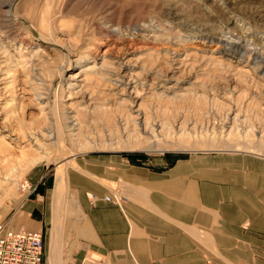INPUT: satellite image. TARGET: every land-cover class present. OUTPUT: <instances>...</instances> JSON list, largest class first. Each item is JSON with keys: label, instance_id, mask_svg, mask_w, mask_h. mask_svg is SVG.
Here are the masks:
<instances>
[{"label": "rangeland", "instance_id": "rangeland-1", "mask_svg": "<svg viewBox=\"0 0 264 264\" xmlns=\"http://www.w3.org/2000/svg\"><path fill=\"white\" fill-rule=\"evenodd\" d=\"M7 1L13 3L10 9L17 16L15 20L18 26H6L3 23L2 16L6 9L2 4ZM170 11H173L172 14L169 13ZM142 25L146 26L148 31H159L157 33L163 34L164 37L158 38L156 41L153 38H145L144 33L138 28ZM0 28L4 35L26 37L34 43L39 42L50 52L51 62L48 61V64H45L48 66L40 65L39 60L35 61V64H39L41 67H38L39 69L31 79H28L31 83L26 85L25 102L27 105L25 110L8 109L6 114L9 116V121L6 120L7 124H13L24 135L37 133L40 128L48 129L52 126L50 120L46 119V116L50 117V115L43 116L42 112L37 109V97L34 95L39 91L47 92L45 89L46 79L48 81L51 78L44 72L45 68L47 71L51 67L53 68L55 63L72 67L71 61L81 51L90 57L105 54L108 59H112L118 65L125 62L127 58H131L135 62L134 60L139 56L144 60L150 53H155L158 55L157 58L148 59L147 62L150 61L148 66L158 59L157 68L161 67L160 69H167L166 60L168 57L179 55L180 58H183L185 54H191L193 57L198 56L201 63L197 59H191L195 63V69H188L187 72L181 71L177 74L180 79L177 97L161 101L158 97L145 93L141 96L140 103L142 101L145 104L146 110L151 112L150 115L155 117L154 119L166 118L169 125L175 121L178 122L173 125L180 124L181 121L185 123L188 120L187 122L191 121L189 122L191 126L197 122L198 126L201 125L202 128H205L204 130L199 129L197 134L194 131H188L187 134L190 135L187 137L182 136L183 134L180 132L176 134L177 136L175 134L173 136L172 133L164 137L160 135L157 145L162 148L161 151L151 150L152 144L144 141L133 139L131 141L128 139L130 133L128 131L125 133V126L120 127L119 124L120 119H124L127 115V106L124 109L122 102L110 99L109 92L100 86L101 79L91 75L90 81H88V86L91 87L89 90H95L93 92L96 98L101 100H97L96 103L84 102L85 107H80L83 113L75 114L77 119L74 123L79 124L73 130L74 134L76 130V134L70 135V138L66 139L62 128L59 127V120H57L59 113L56 107L58 99L55 91L57 82L60 81L57 79L54 88H51L49 92L52 95L50 106L54 128H56V146H53L51 141L46 142L48 144L47 148L45 147V152L47 151L49 155L33 163L41 152V149L35 145L29 147L24 144L19 148L0 147V220L10 221L12 211L5 214L4 208L14 204L16 200L36 195V188L42 182L45 186L51 184L53 186L55 178L54 186L56 187L58 176L65 182V200L69 196L72 199L73 196L69 195L67 181H65L68 164L78 156L88 153L120 152L127 156L133 155L136 158L150 161L160 155L186 156L200 151L215 150L264 154V139H260L264 137V90L256 87V81L261 79L260 73L264 72V61L258 60L259 67L254 69L253 64H249L253 60L247 62L250 53H246L245 50L240 51L241 47L238 48L235 45L226 54L228 46L224 42H220V37L229 32L236 38L248 39V41H242L240 45L250 42L251 50L257 48L258 43L264 38V0H0ZM203 32L208 33L210 37L203 36ZM56 38L63 43L64 47L54 44ZM66 44L73 49V53L65 48ZM241 52L244 53L246 59L240 58ZM209 60H214L215 63H209ZM241 60V65L244 69H249L251 74L241 72L242 76L238 75L234 67H240L239 61ZM191 61L189 60V62ZM13 66L11 64V67ZM43 67L44 70H41ZM72 72H77V69H73ZM25 76L21 75V79ZM64 76L67 79L68 74ZM203 77L202 82L194 83L198 78ZM230 78L235 80L232 79L229 88L220 94L221 88L227 87ZM252 79L254 80L252 81ZM33 88L37 91H33ZM191 88L196 90V94L188 92V89ZM229 95L230 101L240 108V116L243 118H241L243 122L241 121V126L238 128L240 133L236 131L233 136L231 134L232 137L237 136L236 138L230 137L229 133L224 134L217 126L224 122L226 115L225 112H222L224 109L222 110L220 104L215 100L219 97L220 100L228 102ZM0 96H2L1 105L11 104V92ZM79 100L81 101L80 97L74 99L75 102H79ZM117 117L120 119L118 120ZM113 119L119 125L116 126V129H119L117 131L114 129L117 124L113 122ZM4 120L2 118L1 122ZM214 122L217 128H215V132L212 128L215 125ZM121 124H124V121ZM1 129L5 128L1 126ZM201 130L204 134L200 133ZM70 132L72 133V131ZM122 132L124 133L121 134ZM116 133L123 138H119ZM126 134L128 138L125 136ZM213 134L216 135V138ZM190 136L193 140H190ZM126 138L130 142L126 141ZM183 138L185 139L183 140ZM43 175L44 178L37 185ZM27 183L31 184V188L26 190ZM55 187L52 191L53 207L55 212L59 211V213L54 218H60L58 224L63 227L62 216L65 215L64 224L71 225L75 220L74 216L77 217V215H74V209H70L64 199L61 204L55 206L58 199H56ZM50 201L46 200L47 205H50ZM63 209L67 210L65 214ZM89 261L91 264L93 263L91 258Z\"/></svg>", "mask_w": 264, "mask_h": 264}, {"label": "crops", "instance_id": "crops-1", "mask_svg": "<svg viewBox=\"0 0 264 264\" xmlns=\"http://www.w3.org/2000/svg\"><path fill=\"white\" fill-rule=\"evenodd\" d=\"M65 181L82 212L68 226L62 216L53 249L55 178L4 208L9 229L43 233V264H264V154L88 153L68 164Z\"/></svg>", "mask_w": 264, "mask_h": 264}, {"label": "bare ground", "instance_id": "bare-ground-1", "mask_svg": "<svg viewBox=\"0 0 264 264\" xmlns=\"http://www.w3.org/2000/svg\"><path fill=\"white\" fill-rule=\"evenodd\" d=\"M2 6L6 9L3 13L4 15L2 16L3 17V23L6 26H8V25L9 26H11V25L18 26V23L15 20L17 16H15V14H13L12 10L10 9L13 6V3L11 1H7V2H4L2 4ZM172 12L173 11H170L169 13L172 14ZM138 28H140V31L142 33H144L145 38H151V39L153 38L156 41V40H158V38L164 37L163 34L159 35L157 33L159 31H157V30H153V32L148 31L146 26L142 25V27H138ZM115 33H116V31H115ZM206 35H208V33L203 32V36H206ZM208 36L210 37V35H208ZM244 40L248 41V39L244 38V37L236 38L231 33L229 34V32L225 33L224 35H222L220 37V42H224L225 45L228 46V48L226 49L227 50L226 54H228V51H231L233 49V46L237 45L238 48L241 47L239 49L240 51L245 50L246 53L247 52L250 53V56H249L247 62L253 60V61L249 62V64L250 63L253 64V68L256 69L259 67L258 60L264 61V41H263L264 38L261 39V41L258 43V47L255 48L254 50H251L250 42L249 43L246 42L245 45L244 44L240 45V43ZM55 41H56V43H54L55 45H59L60 47H64L63 43L59 42L57 38ZM65 48H67L69 52L73 51V49L68 44H66ZM83 52L84 51H81L71 61L70 65H72V67H67L64 64L61 66V65H58L55 63V64H53L54 65L53 68L49 67L50 69L47 71L45 68L44 72L47 73L48 76L51 78L48 81L46 79L45 89H47V92L45 93V91L44 92L39 91V92L35 93L34 95H36V97H37V99H36L37 109H39L42 112L43 116L44 115L45 116L50 115V117L46 116V119L50 120V122L52 123V126L48 127V129L47 128L45 129V127L40 128L39 131H37V133H33L30 135H24V134H22V132L18 131L19 129L16 126L14 127L13 124L12 125L7 124L6 120L9 121L8 120L9 116L8 115L6 116V114H7L8 109L12 110V109L19 108L22 111L25 110V106L27 105V103L25 102V97H27L25 95V91L27 90L26 85L31 83L30 81H28V79L29 78L31 79V77L36 72V70L39 69L38 67H41V66H39V64L42 66H45V64L51 60V59H49L50 52L47 51L46 47H43L41 44H39V42L34 43V42L30 41V39H27L26 37L21 38L19 35L18 36L14 35V36L10 37V36L4 35L3 31H1V28H0V76H1L0 77V95H3L6 92H9V93L11 92V94H12L11 104L7 103V104H5V106H3L0 103V147L14 146V147L19 148V147H23L24 144H27V146H29V147L35 145L38 149H41V152L37 155V158L34 159L33 163L36 161H40L45 156L49 155L47 151L45 152V147L48 144V143L46 144V142L51 141L53 146H56V140H55L56 128H54L53 117L51 114L52 108L50 106V103L52 101V98H51L52 95L49 94V92H50L51 88L52 89L54 88V85H55L57 79H60V81L57 82V85H56L57 89L55 91L56 98L58 99L56 107H57L58 113H59V116L57 119V120H59V123H60L59 127L62 128L64 137H66V139H69L70 135L71 136L75 135L76 130H75V134H74L73 130L78 127V126L76 127V125H79L78 123H74V121L77 119L76 118L77 116L75 114L76 113L79 114V112L80 113L82 112V109L80 110V107L84 106L83 105L84 102L89 101V103H90V101H91V103H96V101L99 100V98L97 99L95 93L93 92L95 90H92V91L89 90L91 87L88 86V81H90L89 78L91 75H94L95 78L98 77L99 79H101L102 84L100 86L102 88H104V90L106 89L109 92V94L111 95L110 99H113V101L115 100L118 102L119 101L122 102L124 104V106L121 104L123 108L125 106H127L126 107V109H127L126 110L127 111L126 117H124V119H120L119 117H117V118H118V120L119 119L121 120L119 122L120 127L122 125L125 126V128L122 127V128H124L125 133H127V131H128V133H130L129 138H128L127 134L125 135V136H127V138L129 140L133 139L136 141H144L148 144H152V146L150 145L152 148L151 150L161 151L162 148H160V146L157 145V141H158V138L160 135H162V137H164V136H169L172 133L174 136V134L176 135V134H178V132H180L183 134L182 136L187 137L188 135H190V134H187L188 131L189 132L194 131L197 134V132L200 131L199 129H203V130L205 129V128H202L201 125H199V126H201L199 128V126H198L199 123L197 124V122H195V121H193V122H195L194 125L191 126V123H189L191 121L187 122L188 120L187 121L184 120L185 123L183 121H181L182 123L177 124V125H173V124L178 122V121H175L173 123L169 122L170 124L172 123L171 125H169L166 118L160 119L158 117V119L157 118L154 119L155 117L150 115L151 112L149 113L146 110V107L144 106L145 104L142 101L140 103L141 96L145 93L151 94L154 97H158V99H161V101L166 100V99L168 100V99L173 98V97H177L178 96L177 88L180 87V84H179L180 79L177 77V74L181 71L187 72L188 69L189 70L195 69V63L193 61H191V59L194 58V59L198 60L199 59L198 56L193 57L191 54H185V56L183 58H180L181 56H179V55H174L173 57H168L166 60L167 66H168L167 69H160L161 67L157 68L158 59L154 60V62H155V63L153 62L154 64L151 63L152 65L148 66V63H150V61L147 62L148 59L154 58V57L157 58L158 55L155 53H153V54L150 53L149 55H147L148 58L147 59L145 58L144 60L141 59L139 56V58L134 60L136 63L133 62L131 60V58H127L125 60V62H121L120 65H118V63L112 61V59H108L105 54H103L101 56L96 55L94 57H90L89 55L86 56L85 53H83ZM60 54H61V52H60ZM239 56H240V58L244 57V53L241 52ZM202 59H205V58L203 57ZM36 60H39V62H40L38 65L35 64ZM189 60L191 62H189ZM198 61H200V60H198ZM201 62L202 61H200V63ZM212 62L215 63L214 60H209V63H212ZM132 63H134V65H132ZM241 63H242V60L239 61L240 65H241ZM11 64H13L14 66L11 67ZM229 64L231 66H233L231 63H229ZM246 64H248V63H246ZM46 66H48V65H46ZM234 68L237 71L238 75L240 74L242 76L241 72H243V73L246 72V73L251 74L249 69H244V67L242 65L240 67L236 66ZM73 69H77V72H72ZM41 70H44V67ZM66 74H68L67 79H65V76H64ZM21 75H26L25 76L26 78L24 77L23 79H21ZM260 78L262 80L260 79V80L256 81V87L264 90V82H263L264 81V72L260 73ZM203 79H204V77L198 78V80L195 81L194 83H198L199 81L202 82ZM232 79H234V78H230V81H229L227 87H224L223 89L221 88L220 94H223L224 90L229 88L230 83L232 82ZM253 80L254 79H252V81ZM181 90H182V88H181ZM188 90H189L188 92L196 94L195 89L191 88ZM216 90L218 91V89H216ZM33 91H37V90L35 88H33ZM15 95H18V96H15ZM224 95H226V94H224ZM1 97L2 96H0V102H1ZM76 97H80L81 101L79 100V102H75L74 99ZM213 100H215V97H213ZM215 101H217V103L220 104V105L219 104L218 105L220 107H222V110L224 109L223 111L222 110H220V111L225 112V115H226L225 116L226 118L223 120L224 122H221L220 125H217V126H219L218 128H220V130L224 134L229 133L230 137H232L236 131L237 132L240 131L238 128H239V126H241V123L243 122L241 120L242 117L240 116L241 110L237 105H234L233 102L230 101V95L228 98V102H224V101L220 100L219 97ZM125 104H127V105H125ZM97 106H98V103H97ZM100 106H103V105H100ZM120 106H119V108H120ZM204 107L206 108L207 105ZM98 108H99V106H98ZM98 108H96V109L98 110ZM123 108H122V110L124 111L125 108L124 109ZM47 110H49V112H47ZM126 111H125V114H126ZM65 113H66V115H65ZM21 114H23V113H21ZM2 118L5 119L4 122L3 121L1 122ZM69 119H71V120L69 122H67V120H69ZM114 119H113V122H114ZM163 119L164 120L166 119L165 120L166 122ZM48 120H46V122H48ZM123 121H124V124H121V122H123ZM115 124H117V123H115ZM1 126H3L8 131H4L5 129L4 130L1 129ZM116 126H119V125L117 124V125H115V128L114 127L113 128L116 129ZM117 128H119V127H117ZM122 128H120V129H122ZM159 128H161V130H159ZM212 128L214 129V132H215L216 131L215 130L216 123H215L214 127H212ZM207 129H208V127H207ZM207 129H206V131H208ZM110 130H111V127H110ZM117 130H119V129H116L115 131H117ZM203 130H201L202 132H200V133L204 134ZM70 131H72V133ZM211 132H213V130ZM108 133H110V132H108ZM123 133L124 132H122L121 134H123ZM231 134H232V136H231ZM116 135H118V134L116 133ZM119 135H118V137L120 138L121 135L120 136ZM206 135H209V134H206ZM250 135H252V134H250ZM250 135H248V136H250ZM214 136L216 138V135H214ZM214 136H213V138H214ZM236 137H232V138H236ZM73 138H75V137H73ZM121 138H123V137H121ZM127 138H126V141L128 140ZM178 138H180V137H178ZM190 138H191V136H190ZM213 138H211V139H213ZM184 139L185 138H183V140ZM219 139H221V138H219ZM224 139H226V138H224ZM244 139H246V138H244ZM260 139H264V137H261ZM161 140H163V139H161ZM180 140H182V139H180ZM190 140H193V139L191 138ZM207 141H208V139H207ZM258 141H260V140H258ZM64 190H65V182L62 180V178L60 176H58L56 187H55L56 199L57 198L58 199H57L55 206L61 204L63 202V199L65 200L64 196H66V195H64ZM70 198H71V196L67 197L65 200V203L68 206H70V209L71 208L74 209V211H75L74 215H77L79 217L81 215L82 211L79 208V204L77 202V199L76 198L70 199ZM58 213H59V211L56 212L57 216H58ZM59 219L60 218L57 219V217H56V218H54V222H53L54 226H53V229L51 231L52 249L54 246L57 247L56 244L59 243L58 237H59L61 229H62L61 225L58 224Z\"/></svg>", "mask_w": 264, "mask_h": 264}, {"label": "built area", "instance_id": "built-area-1", "mask_svg": "<svg viewBox=\"0 0 264 264\" xmlns=\"http://www.w3.org/2000/svg\"><path fill=\"white\" fill-rule=\"evenodd\" d=\"M31 184L27 183V189ZM120 196L112 199L106 196L107 201L119 204ZM5 222L0 220V264H43L45 239L41 231L9 229ZM89 264H91L89 262Z\"/></svg>", "mask_w": 264, "mask_h": 264}, {"label": "trees", "instance_id": "trees-1", "mask_svg": "<svg viewBox=\"0 0 264 264\" xmlns=\"http://www.w3.org/2000/svg\"><path fill=\"white\" fill-rule=\"evenodd\" d=\"M48 187H52V184L51 185H48V186H45V185H43V182L36 188V193L38 192V193H42L43 192V190H44V188H48ZM44 257H45V255H44Z\"/></svg>", "mask_w": 264, "mask_h": 264}]
</instances>
